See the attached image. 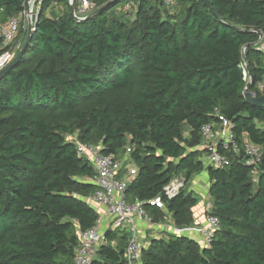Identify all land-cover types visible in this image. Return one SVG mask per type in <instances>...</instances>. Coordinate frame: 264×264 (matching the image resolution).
I'll return each mask as SVG.
<instances>
[{
    "label": "trees",
    "instance_id": "1",
    "mask_svg": "<svg viewBox=\"0 0 264 264\" xmlns=\"http://www.w3.org/2000/svg\"><path fill=\"white\" fill-rule=\"evenodd\" d=\"M27 1L0 0V25ZM91 1L101 13L79 22L70 0H44L30 44L0 80V264L75 263L79 232L98 215L85 202L96 173L74 135L118 159L131 150L138 174L127 200L143 202L154 223L166 213L150 201L179 176L186 188L166 209L176 226L194 223L200 198L188 186L207 173L221 222L211 244L152 239L143 264H264V158L254 180L242 156L215 169L201 149L202 127L217 121L218 108L239 142L264 151V106L244 96L250 82L264 96V54L255 45L264 0H208L212 10L203 0ZM54 3L58 19L47 17ZM27 35L20 32L18 54ZM1 46L0 38V55ZM127 243L108 230L94 264H126Z\"/></svg>",
    "mask_w": 264,
    "mask_h": 264
},
{
    "label": "built area",
    "instance_id": "2",
    "mask_svg": "<svg viewBox=\"0 0 264 264\" xmlns=\"http://www.w3.org/2000/svg\"><path fill=\"white\" fill-rule=\"evenodd\" d=\"M43 1L28 0L21 13L0 25L3 49L0 55V71L8 67L17 56L20 50L18 43L20 32L28 30L30 25H33V31L36 29ZM164 3L168 7L175 5L174 0H164ZM132 6L133 4L129 3L125 9L130 10ZM95 11L96 5L93 1L80 0L76 8V16L85 19ZM259 40L260 50L264 54V32L262 36L259 35ZM260 89L263 90L264 87L260 85ZM214 114L217 121L202 127L201 149L204 148L206 151L204 163L209 167L221 169L231 164V154L242 156L244 164L251 169V176L257 180L260 175L259 166L264 158L263 149L247 138L239 142L234 133V124L218 108H215ZM68 139L75 144L78 156L84 158L94 168L96 175L90 181L97 188L92 195L85 198V202L95 210L98 220L91 229L79 232L80 243L74 264H94L101 247L106 244L108 230H117L128 236L126 264H143V250L147 245L141 239L140 224L152 226L154 222L144 208L143 202L137 200L130 203L127 200V188L138 174V169L130 157L131 150L128 149L126 154L118 159L114 155H105L102 143L97 145L83 143L77 135ZM185 187V177L179 176L163 189L162 194L151 200L150 204L164 210L170 217L165 200L176 198ZM203 204L206 224L200 229L199 234L209 246L221 222L220 218L213 214L214 205L211 197L204 200ZM185 228L173 227L171 235L185 236Z\"/></svg>",
    "mask_w": 264,
    "mask_h": 264
},
{
    "label": "crops",
    "instance_id": "3",
    "mask_svg": "<svg viewBox=\"0 0 264 264\" xmlns=\"http://www.w3.org/2000/svg\"><path fill=\"white\" fill-rule=\"evenodd\" d=\"M53 10L56 11V16H53L52 14ZM62 15H63V9L62 7L58 6L56 3H54L47 12V17L50 19H58ZM18 43L21 44V40H19ZM209 187H210V180L206 172L195 176L191 180L188 186L189 191L195 193L200 198V202H199V206H197L195 209L194 223H192L190 226L185 228L186 230L185 236L196 240L197 242L201 244V246H207V244L203 241V238L199 234L200 229L204 227L206 224L205 223V210H204V204H203L204 200H201V197L205 191L209 192ZM140 226H141L140 236L146 245H148L152 239L167 238L168 235L171 234V230L173 229V227H176L172 219V216L169 217L167 216V214L164 220L158 223H154V225L152 226H147L143 223L140 224Z\"/></svg>",
    "mask_w": 264,
    "mask_h": 264
},
{
    "label": "water",
    "instance_id": "4",
    "mask_svg": "<svg viewBox=\"0 0 264 264\" xmlns=\"http://www.w3.org/2000/svg\"><path fill=\"white\" fill-rule=\"evenodd\" d=\"M206 5L208 7H210V3L208 0H203ZM76 8H77V3H76V0H72L71 1V15L72 17L76 20V21H79V22H83L86 19H80L76 16ZM211 9V7H210ZM212 10V9H211ZM102 11V9H98L96 10L94 13H92L89 17H93V16H96L98 14H100ZM39 16V15H38ZM38 20V19H37ZM32 33H33V25H30L29 28H28V35H27V40L25 42V45L23 47V49L21 50V52L15 57V59L8 65V67H6L4 70L0 71V80L11 70V68L20 60V58L22 57L23 55V52L25 51V49L27 48V46L30 44L31 40H32ZM259 35L262 36V32L259 31L258 32ZM260 44V40L258 41L257 44L255 45H258ZM255 45H251V46H255ZM245 59V57H244ZM248 73H250V68L248 67ZM252 87H253V83H248L247 86H246V89L244 91V96H245V99L252 103V104H255V105H259V106H264V96L263 97H260V98H257L254 96V94L252 93Z\"/></svg>",
    "mask_w": 264,
    "mask_h": 264
},
{
    "label": "rangeland",
    "instance_id": "5",
    "mask_svg": "<svg viewBox=\"0 0 264 264\" xmlns=\"http://www.w3.org/2000/svg\"><path fill=\"white\" fill-rule=\"evenodd\" d=\"M174 10H175V8H172V11H174ZM52 14H53V16H56V11L53 10ZM134 14H135V11L132 13V15H134ZM206 181H207V179H206ZM207 199H210V195H209V192L208 191H205L202 194L201 200H207Z\"/></svg>",
    "mask_w": 264,
    "mask_h": 264
}]
</instances>
